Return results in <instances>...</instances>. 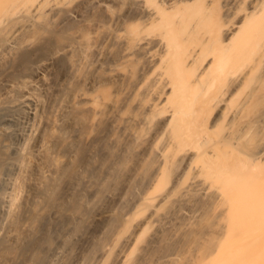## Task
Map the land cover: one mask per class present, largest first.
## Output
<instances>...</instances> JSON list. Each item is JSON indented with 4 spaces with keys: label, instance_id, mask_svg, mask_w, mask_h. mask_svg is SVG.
I'll return each instance as SVG.
<instances>
[{
    "label": "bare ground",
    "instance_id": "1",
    "mask_svg": "<svg viewBox=\"0 0 264 264\" xmlns=\"http://www.w3.org/2000/svg\"><path fill=\"white\" fill-rule=\"evenodd\" d=\"M0 264H264V0H0Z\"/></svg>",
    "mask_w": 264,
    "mask_h": 264
},
{
    "label": "rangeland",
    "instance_id": "2",
    "mask_svg": "<svg viewBox=\"0 0 264 264\" xmlns=\"http://www.w3.org/2000/svg\"><path fill=\"white\" fill-rule=\"evenodd\" d=\"M108 4L110 5V8H112V9L115 8V6H113L112 4H110V3H108ZM97 10H98V9H96V11H94V13L97 14ZM98 11H99V10H98ZM86 13H89V14H86ZM94 13H93V11H91V13H90L89 11L85 12V15H86V23H87V22H88V23L90 22V23L92 24V23L94 22L93 25H94V24L96 25V20L94 21V20L92 19V17H93L92 15H95V16L98 18V16L100 15V13L98 12L99 14H97V15L94 14ZM95 16H94V17H95ZM94 17H93V18H94ZM69 18H70L69 20H67L66 18H64V19L62 18V19H63L62 21H61V19H60V21L57 22V23H59V22H60V23L56 25V29H57L58 31H59V30L61 31V30H62L61 28H62V27L65 28V26H66L68 23H70V22H71V24H70V26H71V25H72V22H73V20H74V19H73L74 17H69ZM87 18H88V19H87ZM95 19H96V18H95ZM88 20H89V21H88ZM75 21H76V18H75V20H74L73 23H75ZM66 22H67V23H66ZM64 23H65V24H64ZM90 23H89V26H90V27H89L87 24H86V27H87V28H91V27H92V31L95 30V29H96V26H95V25H94V26H93V25H90ZM63 25H64V26H63ZM68 26H69V24H68ZM68 26H67V27H68ZM57 27H58V28H57ZM94 27H95V29H93ZM59 28H60V29H59ZM64 28H63V29H64ZM88 30L91 31V29H88ZM95 32H96V31H95ZM91 34H94V35H95L96 33L93 32V33H91Z\"/></svg>",
    "mask_w": 264,
    "mask_h": 264
}]
</instances>
